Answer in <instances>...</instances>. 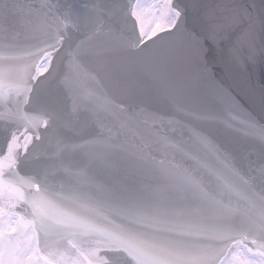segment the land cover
I'll use <instances>...</instances> for the list:
<instances>
[{
	"label": "snow or ice",
	"instance_id": "1",
	"mask_svg": "<svg viewBox=\"0 0 264 264\" xmlns=\"http://www.w3.org/2000/svg\"><path fill=\"white\" fill-rule=\"evenodd\" d=\"M0 264H264V0H0Z\"/></svg>",
	"mask_w": 264,
	"mask_h": 264
},
{
	"label": "water",
	"instance_id": "2",
	"mask_svg": "<svg viewBox=\"0 0 264 264\" xmlns=\"http://www.w3.org/2000/svg\"><path fill=\"white\" fill-rule=\"evenodd\" d=\"M211 2V0H209ZM262 65L259 62L250 68L237 69L231 66L223 68L222 75L227 86L241 98V101L250 109H259V81L261 79ZM256 86L255 100H250L248 96L249 90Z\"/></svg>",
	"mask_w": 264,
	"mask_h": 264
}]
</instances>
